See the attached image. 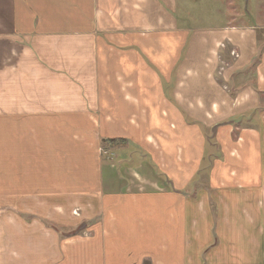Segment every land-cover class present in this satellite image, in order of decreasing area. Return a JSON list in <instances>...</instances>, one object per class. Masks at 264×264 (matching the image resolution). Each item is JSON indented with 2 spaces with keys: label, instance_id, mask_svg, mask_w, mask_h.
<instances>
[{
  "label": "crops",
  "instance_id": "0c3cea01",
  "mask_svg": "<svg viewBox=\"0 0 264 264\" xmlns=\"http://www.w3.org/2000/svg\"><path fill=\"white\" fill-rule=\"evenodd\" d=\"M254 1L188 40L179 0H0V264H264Z\"/></svg>",
  "mask_w": 264,
  "mask_h": 264
},
{
  "label": "rangeland",
  "instance_id": "374dc122",
  "mask_svg": "<svg viewBox=\"0 0 264 264\" xmlns=\"http://www.w3.org/2000/svg\"><path fill=\"white\" fill-rule=\"evenodd\" d=\"M225 1L226 0H179L180 5L178 7L177 12L175 13V15L178 17V21H179V25L188 29L189 31V38L188 40H190L197 31H201L203 29H206L208 26H213L216 24H222L223 22H225V19H223V15L222 13H225L224 16H226L227 18L229 17L230 14L226 13L227 12V7L225 5ZM239 2V6H240V10L241 12L244 13H250V16H252L253 11H254V6L253 4L256 2L254 0H236ZM222 12V13H221ZM253 17V16H252ZM251 17V18H252ZM226 18V22L228 21V19ZM254 22V24L256 23L255 21H257V18H253L252 19ZM203 28V29H202ZM196 32H195V31ZM186 49V48H185ZM258 49L256 48V51ZM264 115V110H257V113H254L252 115V117H257L259 119V117H262ZM248 122H244L242 123L241 127H246L248 126ZM206 130V131H205ZM204 132L208 135H210L211 132H209L208 129L204 128ZM209 132V133H208ZM238 130L236 127H233L232 131H231V136L232 139L236 138L235 136L238 134ZM208 141V143H211L208 146L205 147V157H208V154H217V149H216V144L218 145V142L215 141L214 139H206ZM213 144V145H212ZM212 145L213 148H210V146ZM133 144H129L128 147H126V151L128 152V157L125 159V161L120 162L118 161V158H114V165L118 168V170H120V167L122 166H126V167H130V168H134L136 167L137 164H139L141 162V155L138 156V153H134L132 154L133 157H131V152L135 151ZM102 147V146H101ZM103 148V147H102ZM137 150H139L138 147H136ZM211 150H215V152H212ZM141 153V151H140ZM144 153H148V152H144ZM102 156H106V154H103ZM210 158H212V156H210ZM148 161H150L151 163H153L152 159L147 158ZM110 161H113L110 160ZM203 162V161H202ZM202 164V163H201ZM206 165V162H205ZM37 210V208H35V211ZM69 213H71L72 210L68 209ZM75 213V212H74ZM41 220V219H40ZM45 223V225L49 228H57V226H53L51 223H47L46 221H43ZM36 227H40V226H36ZM74 227L72 226H66L63 229L62 228H57V231L60 232H71L73 231Z\"/></svg>",
  "mask_w": 264,
  "mask_h": 264
},
{
  "label": "trees",
  "instance_id": "16d2710c",
  "mask_svg": "<svg viewBox=\"0 0 264 264\" xmlns=\"http://www.w3.org/2000/svg\"><path fill=\"white\" fill-rule=\"evenodd\" d=\"M101 146L103 149L114 150L116 148H121L126 145V141L124 139H107L101 138Z\"/></svg>",
  "mask_w": 264,
  "mask_h": 264
}]
</instances>
